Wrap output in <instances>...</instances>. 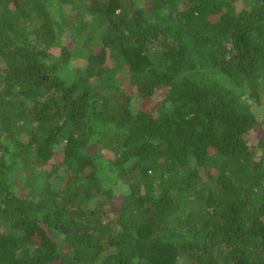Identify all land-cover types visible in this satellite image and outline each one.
Segmentation results:
<instances>
[{"label": "trees", "instance_id": "1", "mask_svg": "<svg viewBox=\"0 0 264 264\" xmlns=\"http://www.w3.org/2000/svg\"><path fill=\"white\" fill-rule=\"evenodd\" d=\"M0 264H264V0H0Z\"/></svg>", "mask_w": 264, "mask_h": 264}, {"label": "rangeland", "instance_id": "2", "mask_svg": "<svg viewBox=\"0 0 264 264\" xmlns=\"http://www.w3.org/2000/svg\"><path fill=\"white\" fill-rule=\"evenodd\" d=\"M155 98H156V96H154L152 99H149L147 102H151V101H153ZM147 106H148V105H147ZM150 108H151V109H152V108L154 109V108H155V104H154V103L151 104V105H150ZM256 112H257L258 116H260V117L262 116L260 110H258V111H256ZM251 136L253 137V135H251ZM252 139H253V138H252Z\"/></svg>", "mask_w": 264, "mask_h": 264}]
</instances>
